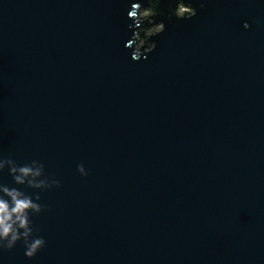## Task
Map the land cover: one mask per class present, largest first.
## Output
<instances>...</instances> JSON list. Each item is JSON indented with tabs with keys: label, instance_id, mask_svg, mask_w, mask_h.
Segmentation results:
<instances>
[{
	"label": "water",
	"instance_id": "water-1",
	"mask_svg": "<svg viewBox=\"0 0 264 264\" xmlns=\"http://www.w3.org/2000/svg\"><path fill=\"white\" fill-rule=\"evenodd\" d=\"M181 1L145 48L149 0H0V161L60 181L0 170L47 242L0 264H264V2Z\"/></svg>",
	"mask_w": 264,
	"mask_h": 264
},
{
	"label": "clouds",
	"instance_id": "clouds-1",
	"mask_svg": "<svg viewBox=\"0 0 264 264\" xmlns=\"http://www.w3.org/2000/svg\"><path fill=\"white\" fill-rule=\"evenodd\" d=\"M6 164L11 167V173L19 185L27 183L34 188L60 186V181L57 179L52 180L51 183L37 179L43 175V165L37 161H34L32 165L20 167L10 160L0 161V170H3ZM77 168L81 176L88 175V170L83 164L77 165ZM36 199L39 200L40 197L37 196ZM43 210L44 207L41 204L34 202L32 197L24 192L0 185V252L14 249L23 240L25 256L29 259L34 258L47 242L41 236H33L30 213L39 214Z\"/></svg>",
	"mask_w": 264,
	"mask_h": 264
},
{
	"label": "trees",
	"instance_id": "trees-1",
	"mask_svg": "<svg viewBox=\"0 0 264 264\" xmlns=\"http://www.w3.org/2000/svg\"><path fill=\"white\" fill-rule=\"evenodd\" d=\"M149 4V9L151 10L149 16L144 17L143 15H141L142 11L145 9L143 6L137 7L135 11L137 24L138 26H140V30L138 31L139 43L141 47L144 46L145 48L152 47L153 45L150 39L151 35L153 34H147V31L164 13L163 7H165V4H162L161 0H149ZM179 5L177 7H173L172 4H170L168 10L172 11V15H180V13L178 12Z\"/></svg>",
	"mask_w": 264,
	"mask_h": 264
},
{
	"label": "rangeland",
	"instance_id": "rangeland-1",
	"mask_svg": "<svg viewBox=\"0 0 264 264\" xmlns=\"http://www.w3.org/2000/svg\"><path fill=\"white\" fill-rule=\"evenodd\" d=\"M187 10H189V9L186 8V7H184V6H182V5H180V6H179V9H178V12H179L180 14H183V13L186 12ZM189 11H190V10H189ZM150 13H151V10H150L149 7H148V8H145V9L142 11L141 15H143V16L145 17V16H149ZM162 28H163V23H162V22H155V23L152 25V27H151L150 29H148L147 34H155L157 31H160ZM139 44H140V43H139Z\"/></svg>",
	"mask_w": 264,
	"mask_h": 264
},
{
	"label": "flooded vegetation",
	"instance_id": "flooded-vegetation-1",
	"mask_svg": "<svg viewBox=\"0 0 264 264\" xmlns=\"http://www.w3.org/2000/svg\"><path fill=\"white\" fill-rule=\"evenodd\" d=\"M178 4H180V5L184 6V7H192L191 4H190L189 2H187V1H183V0H182L181 2H179ZM180 5H179V6H180Z\"/></svg>",
	"mask_w": 264,
	"mask_h": 264
}]
</instances>
